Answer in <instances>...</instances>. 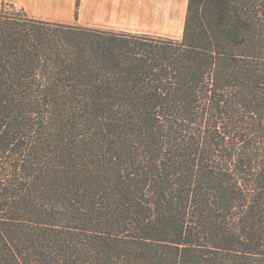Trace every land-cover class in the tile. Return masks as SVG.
<instances>
[{
  "label": "trees",
  "instance_id": "1",
  "mask_svg": "<svg viewBox=\"0 0 264 264\" xmlns=\"http://www.w3.org/2000/svg\"><path fill=\"white\" fill-rule=\"evenodd\" d=\"M0 264H264V0L180 40L0 1Z\"/></svg>",
  "mask_w": 264,
  "mask_h": 264
},
{
  "label": "crops",
  "instance_id": "2",
  "mask_svg": "<svg viewBox=\"0 0 264 264\" xmlns=\"http://www.w3.org/2000/svg\"><path fill=\"white\" fill-rule=\"evenodd\" d=\"M188 0H13L28 17L57 24L113 33L145 34L164 28L167 16L186 14ZM184 22V20H183ZM168 39V38H167Z\"/></svg>",
  "mask_w": 264,
  "mask_h": 264
},
{
  "label": "rangeland",
  "instance_id": "3",
  "mask_svg": "<svg viewBox=\"0 0 264 264\" xmlns=\"http://www.w3.org/2000/svg\"><path fill=\"white\" fill-rule=\"evenodd\" d=\"M0 1L12 3L13 0ZM183 20L184 15L167 16V22L166 24H163L164 28L154 30L146 28L145 26L147 25L145 23H142L141 26H143L145 29H143L141 32L145 34L162 35L171 40H180L183 29Z\"/></svg>",
  "mask_w": 264,
  "mask_h": 264
}]
</instances>
